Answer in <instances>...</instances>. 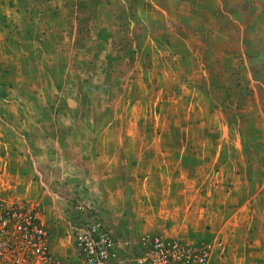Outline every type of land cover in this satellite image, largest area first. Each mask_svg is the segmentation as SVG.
<instances>
[{
    "label": "rangeland",
    "instance_id": "1",
    "mask_svg": "<svg viewBox=\"0 0 264 264\" xmlns=\"http://www.w3.org/2000/svg\"><path fill=\"white\" fill-rule=\"evenodd\" d=\"M90 226L264 264V0H0V264Z\"/></svg>",
    "mask_w": 264,
    "mask_h": 264
},
{
    "label": "built area",
    "instance_id": "2",
    "mask_svg": "<svg viewBox=\"0 0 264 264\" xmlns=\"http://www.w3.org/2000/svg\"><path fill=\"white\" fill-rule=\"evenodd\" d=\"M38 229V232L42 233V229ZM75 238L79 264H114L120 243L110 230L90 226L78 232ZM40 250L43 264L51 263L52 257L45 254L42 246L38 247L36 252ZM140 250L142 264H207L210 256L205 247L162 235H143L140 239ZM52 264L61 263L56 260Z\"/></svg>",
    "mask_w": 264,
    "mask_h": 264
},
{
    "label": "crops",
    "instance_id": "3",
    "mask_svg": "<svg viewBox=\"0 0 264 264\" xmlns=\"http://www.w3.org/2000/svg\"><path fill=\"white\" fill-rule=\"evenodd\" d=\"M84 184H85V183H84ZM68 219H69V220H71V219H70V217H68ZM78 220H79V219H78ZM78 220H76V222H75V223H78V222H77ZM71 221H73V222H74L75 220L73 219V220H71ZM111 228H113V226H111ZM68 238H69V236H65V238H64V239L68 240ZM63 244H64V243H63ZM65 246H66V248L68 249V245H65ZM65 246H62V243H61V247H62V248H60V249H62V250H63V252H62V253L60 252L58 255H62V256H64V255H65V253H67V251H65V250H67V249H66V248H65V249L63 248V247H65Z\"/></svg>",
    "mask_w": 264,
    "mask_h": 264
}]
</instances>
